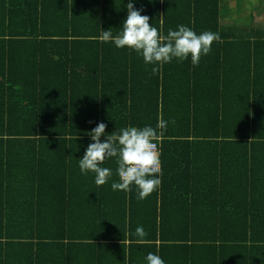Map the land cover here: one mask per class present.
<instances>
[{
  "label": "trees",
  "instance_id": "16d2710c",
  "mask_svg": "<svg viewBox=\"0 0 264 264\" xmlns=\"http://www.w3.org/2000/svg\"><path fill=\"white\" fill-rule=\"evenodd\" d=\"M128 2L0 0V264H264V10L239 26L221 22L223 0H136L165 35L221 36L198 66L152 75L100 39ZM159 120L162 182L146 199L112 190L115 158L104 185L81 174L98 123Z\"/></svg>",
  "mask_w": 264,
  "mask_h": 264
},
{
  "label": "clouds",
  "instance_id": "9594fccd",
  "mask_svg": "<svg viewBox=\"0 0 264 264\" xmlns=\"http://www.w3.org/2000/svg\"><path fill=\"white\" fill-rule=\"evenodd\" d=\"M136 0L127 3V16L117 34L112 29L103 30L100 39L111 42L120 49H130L143 58L145 65H152L151 73L156 75L165 64L173 60L178 62L191 59L193 66H198L202 56L212 51L214 42H219L218 32L203 31L197 33L191 27L178 25L164 34L163 27L159 29L150 17L142 14L143 9L135 7ZM152 2V0H149ZM167 121L159 120L156 127L127 126L111 134L106 132L107 124L100 122L88 134L91 137L84 155L78 159L82 175L89 172L95 174V184L104 185L112 180L113 169L102 166L106 160L115 158L117 165L115 174L118 181H112L113 191H130L134 185L137 198L146 199L161 185L159 173L160 159L157 150L159 139L158 129H164ZM101 137H105L102 141ZM135 235L138 239L147 236L142 225L137 226ZM145 264H166L157 253L149 252L144 258Z\"/></svg>",
  "mask_w": 264,
  "mask_h": 264
},
{
  "label": "rangeland",
  "instance_id": "374dc122",
  "mask_svg": "<svg viewBox=\"0 0 264 264\" xmlns=\"http://www.w3.org/2000/svg\"><path fill=\"white\" fill-rule=\"evenodd\" d=\"M226 3V7L222 11V23L223 24H235L239 26L253 25V15L259 14L262 16L261 11L264 10V0H223ZM263 3L260 5L259 3ZM262 6V7H260ZM255 26L262 23H254Z\"/></svg>",
  "mask_w": 264,
  "mask_h": 264
},
{
  "label": "built area",
  "instance_id": "2783aa9c",
  "mask_svg": "<svg viewBox=\"0 0 264 264\" xmlns=\"http://www.w3.org/2000/svg\"><path fill=\"white\" fill-rule=\"evenodd\" d=\"M157 150H158V152H159V148H158V146H157ZM159 168H160V166H159Z\"/></svg>",
  "mask_w": 264,
  "mask_h": 264
},
{
  "label": "crops",
  "instance_id": "0c3cea01",
  "mask_svg": "<svg viewBox=\"0 0 264 264\" xmlns=\"http://www.w3.org/2000/svg\"><path fill=\"white\" fill-rule=\"evenodd\" d=\"M261 5V3H259Z\"/></svg>",
  "mask_w": 264,
  "mask_h": 264
}]
</instances>
